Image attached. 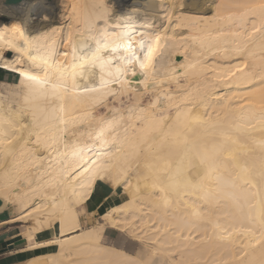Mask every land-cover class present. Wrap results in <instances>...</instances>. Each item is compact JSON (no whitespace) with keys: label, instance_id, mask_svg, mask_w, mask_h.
I'll return each instance as SVG.
<instances>
[{"label":"bare ground","instance_id":"6f19581e","mask_svg":"<svg viewBox=\"0 0 264 264\" xmlns=\"http://www.w3.org/2000/svg\"><path fill=\"white\" fill-rule=\"evenodd\" d=\"M68 1L62 22L0 27V70L17 76L11 97L0 91V209L30 221L28 250L42 249L24 264H264V0L129 2L162 14L159 27ZM116 25L152 39L147 66L73 76V50ZM128 94L127 110L95 114ZM101 127L98 166L83 171L95 157L77 150ZM112 229L140 249L109 244Z\"/></svg>","mask_w":264,"mask_h":264},{"label":"rangeland","instance_id":"374dc122","mask_svg":"<svg viewBox=\"0 0 264 264\" xmlns=\"http://www.w3.org/2000/svg\"><path fill=\"white\" fill-rule=\"evenodd\" d=\"M1 1L2 0H0V27H8V28H12V29H33V28L36 27V25H37V23L39 21L42 22V23L46 22L47 24H50V23L51 24H56V23L62 22V21H64L65 15H66L67 10H68V4H69L68 0H30V1H27V2L19 5V6L3 7L1 5ZM127 1H128V3L122 2V0H111V1L106 0V2L108 3L109 7L111 8V10L109 11L110 12L109 13L110 17L108 16L109 20H112L113 18H119V16L121 17L123 15L122 17H124V16L126 17L127 16V18L129 16H133L132 18H134L137 22H141V21L144 22V21H146V20H148L150 18V20H148V21H150V24H153L152 25L153 27H154V25H155V27L157 25H158L157 27H159L160 25H162L164 23V21L162 19V14H159V13L156 14L152 10L143 11V9H141L142 6L140 4L136 5L134 7H130V3L129 2H134L135 1V2H138V3H141L142 5H144L148 0H127ZM157 1H159V0H157ZM182 1H183L184 4H187V3H189L190 0H182ZM39 3H40V5H39ZM123 3H124V5H123ZM184 4L180 8V10L184 9ZM121 9H123V10H121ZM131 10H132V12H131ZM159 10L162 11L161 8ZM138 13L140 15H142V17L139 16ZM42 16H43V19L45 18L44 21L41 20ZM3 18H5L6 21H3L2 20ZM146 18H148V19H146ZM9 20H12L14 23L12 25H8L6 22L9 21ZM4 56L7 57V58H10L12 56V52L11 51H5ZM175 59L177 61H181L182 57H178L177 56V57H175ZM177 70H179V69H177ZM0 74L4 75L5 78H8V80H10L8 83H3V82L0 81V91L6 97H11L12 94H13L12 92L16 91L15 84H16L17 76H15L13 74H10V73H8L6 71L3 72L2 70H0ZM8 85H10V86H8ZM7 88H11L12 92L10 93V91ZM170 88L172 89V86H170ZM149 96L151 97V94L147 93V94H144L142 96L143 99L141 98V101L144 104H145L146 100L148 99L147 100L148 101L147 104L144 105L141 101H139L138 105L140 107H145V106L149 105L150 104L149 102H151L149 100L152 99ZM124 97H127V98H124ZM146 97H148V98L146 99ZM13 98H17V97L13 96ZM128 98H129V100H128ZM112 99H113V96L111 95V97L108 98V100L106 102V105H104L105 108H103L104 106H102V107L99 106L97 108V110L95 111V114L98 117H104L107 114L109 115V113L111 112L112 109H120V110H123V111L127 110L133 104V100H132L133 98L129 94H128V96H121V98H119V102L116 101V99H113V100ZM143 100H145V101H143ZM107 105H108V107H107ZM118 105H120V106L118 107ZM106 108H108V109H106ZM105 110H107V111H105ZM97 111H98V113H97ZM100 191L104 195L111 196L112 199H116V197H117V194L113 193L109 189V187L107 185L102 186L100 188ZM96 195L101 200L104 197V195L102 197V195H101V193L99 191L98 192L96 191ZM6 208H7V211L11 215H13L12 217L16 216V212L10 206H7ZM1 210H2V208H1ZM98 217L99 216L97 215L95 218H98ZM95 218H91V217L88 218V221H87L88 227L90 225L96 223ZM24 225H25L24 230L27 231L28 226H30L31 223L29 221L28 223H24ZM106 236H107V239H109V244H114L115 246H121V248L124 251H126L127 253L134 254L141 247V243L140 242L138 243V242L134 241V239L132 237H130V236L124 234V233L122 234V232H119L117 230H113V229L110 230V234L108 233ZM39 241H40V239L37 237L36 238V242H39ZM136 248H137V250H136ZM38 253L41 254L42 253V249H36V250H32V252H29L30 256L36 255Z\"/></svg>","mask_w":264,"mask_h":264},{"label":"snow or ice","instance_id":"6c2138e0","mask_svg":"<svg viewBox=\"0 0 264 264\" xmlns=\"http://www.w3.org/2000/svg\"><path fill=\"white\" fill-rule=\"evenodd\" d=\"M121 31L99 32L94 39V46H89L87 50H73V76L75 68L79 67L82 73L94 74V69L99 65L100 69L107 65H112L113 61H123L124 64H138L140 68H145L147 62L151 60L153 55V41L151 38L145 37L143 32L133 29L129 25H116ZM139 35V48H137L135 36ZM159 36H155V41H159ZM68 55V53H64ZM127 70V69H125ZM28 80L37 81L39 78L35 75L25 74ZM105 129L101 127L95 134L92 143H85L83 147L77 151L83 155L85 153L92 154L82 170L88 171L89 166H98V157L102 154L105 143Z\"/></svg>","mask_w":264,"mask_h":264},{"label":"crops","instance_id":"0c3cea01","mask_svg":"<svg viewBox=\"0 0 264 264\" xmlns=\"http://www.w3.org/2000/svg\"><path fill=\"white\" fill-rule=\"evenodd\" d=\"M0 81L10 80L0 74ZM11 215L7 208L0 209V264H24L30 256L29 244L24 236L23 222H9Z\"/></svg>","mask_w":264,"mask_h":264},{"label":"water","instance_id":"95a60500","mask_svg":"<svg viewBox=\"0 0 264 264\" xmlns=\"http://www.w3.org/2000/svg\"><path fill=\"white\" fill-rule=\"evenodd\" d=\"M27 1H30V0H2L1 1V5L3 7H15V6H19ZM3 21H6L5 18L2 19ZM2 202L0 200V206H1Z\"/></svg>","mask_w":264,"mask_h":264}]
</instances>
